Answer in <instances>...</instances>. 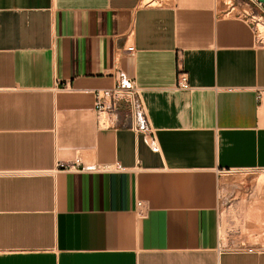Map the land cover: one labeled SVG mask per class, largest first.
<instances>
[{
    "label": "crops",
    "instance_id": "crops-1",
    "mask_svg": "<svg viewBox=\"0 0 264 264\" xmlns=\"http://www.w3.org/2000/svg\"><path fill=\"white\" fill-rule=\"evenodd\" d=\"M231 9L0 0V264H264L235 249L255 217L222 220L227 175L264 169V47ZM121 83L150 129L97 116Z\"/></svg>",
    "mask_w": 264,
    "mask_h": 264
},
{
    "label": "built area",
    "instance_id": "built-area-1",
    "mask_svg": "<svg viewBox=\"0 0 264 264\" xmlns=\"http://www.w3.org/2000/svg\"><path fill=\"white\" fill-rule=\"evenodd\" d=\"M246 3L247 8L243 9L242 13L237 14L243 15L250 22L256 45L264 47V5L257 0H248ZM240 4L241 2H239ZM177 86L180 88L189 87L187 72L180 71L178 73ZM257 100L259 105H264V90L258 92ZM121 106L127 109L133 126L143 130L150 129L140 92L133 84L121 83L113 89L96 92V109L99 118L102 114L108 115L117 112ZM71 167H83L81 159L76 157ZM232 229L237 236L235 246L237 251H264V243L248 241L238 227H232Z\"/></svg>",
    "mask_w": 264,
    "mask_h": 264
},
{
    "label": "rangeland",
    "instance_id": "rangeland-1",
    "mask_svg": "<svg viewBox=\"0 0 264 264\" xmlns=\"http://www.w3.org/2000/svg\"><path fill=\"white\" fill-rule=\"evenodd\" d=\"M224 1L226 2V7L234 8L233 10L231 9V16L235 13H242V10L247 8L239 5L238 0ZM244 2H247V0H244ZM262 178H264V169L233 171L227 175L225 181L234 186V191L226 192L231 199L223 207L222 220L224 229L229 219L235 217L234 214L239 213L244 216L246 221L251 214L255 217L254 220L257 221V236H264V215L262 213L264 212V180ZM261 213L263 216L259 215ZM260 217L263 218L261 219ZM251 232L253 233L255 230H251Z\"/></svg>",
    "mask_w": 264,
    "mask_h": 264
},
{
    "label": "bare ground",
    "instance_id": "bare-ground-1",
    "mask_svg": "<svg viewBox=\"0 0 264 264\" xmlns=\"http://www.w3.org/2000/svg\"><path fill=\"white\" fill-rule=\"evenodd\" d=\"M144 1H150V0H144ZM101 121L103 122V120L105 119V114H102L100 117ZM262 180H264V178H262Z\"/></svg>",
    "mask_w": 264,
    "mask_h": 264
},
{
    "label": "water",
    "instance_id": "water-1",
    "mask_svg": "<svg viewBox=\"0 0 264 264\" xmlns=\"http://www.w3.org/2000/svg\"><path fill=\"white\" fill-rule=\"evenodd\" d=\"M257 1L261 2L264 5V0H257Z\"/></svg>",
    "mask_w": 264,
    "mask_h": 264
}]
</instances>
